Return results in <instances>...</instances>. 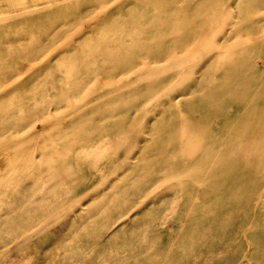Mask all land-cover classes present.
<instances>
[{
	"label": "rangeland",
	"instance_id": "rangeland-1",
	"mask_svg": "<svg viewBox=\"0 0 264 264\" xmlns=\"http://www.w3.org/2000/svg\"><path fill=\"white\" fill-rule=\"evenodd\" d=\"M58 1L18 0L0 9L7 18L0 20V264H264V44L250 49L264 39L263 0L161 2L163 35L148 44L161 57L153 66L185 62L162 75L155 93L184 82L176 88L184 96L177 117L164 107L150 128L143 116L156 108L155 97L134 95L135 85L119 88L124 73L77 67L117 40L114 52L131 54L120 65L140 71L146 50L128 52L127 39L142 45L145 0ZM47 5L46 15L35 12ZM233 5L239 12L231 25ZM116 14L133 15L140 32L113 27ZM229 28L217 45V33ZM183 30L190 36L178 47L173 39ZM244 58L262 64L232 66ZM64 67L68 81L84 87H54L65 80L57 74ZM213 101L220 106L209 110ZM112 102L107 108L116 111L100 115ZM252 110L261 121L240 126ZM254 120L261 127H249ZM69 121L74 133L58 134ZM66 136L73 144L64 149Z\"/></svg>",
	"mask_w": 264,
	"mask_h": 264
},
{
	"label": "bare ground",
	"instance_id": "bare-ground-1",
	"mask_svg": "<svg viewBox=\"0 0 264 264\" xmlns=\"http://www.w3.org/2000/svg\"><path fill=\"white\" fill-rule=\"evenodd\" d=\"M16 1H18V0H0V9H2V10H4V9H8L7 7H5V6H7V5H9L10 3H14V2H16ZM52 0H43V2H45V3H50ZM54 1H56V0H54ZM67 2V0H59L58 1V4H60V3H62V2ZM69 1V0H68ZM131 1V0H130ZM163 0H145V3H144V8H143V10H142V12L140 13V15H141V19L143 20V25H141L139 28V30L141 31H139L137 28H138V25L135 23L136 21H137V19H133V15L131 16V18H129L128 16H129V14H128V16H126V17H120L121 15H118V14H116V15H118L120 18H118L116 21H114L113 22V27H116V28H124V26H125V24H127L128 25V27L130 28H128L129 29V33L131 32V33H134L135 31H139L140 33H138V32H136V33H138V34H140L141 35V33L143 34V42H142V45H138V41H137V39L136 38H134V37H130L129 39H127L128 40V52H133V51H135V50H137V51H143V50H146V51H144V53H145V55L147 54L148 56H147V62H145V63H142V66H143V68H141V70L140 71H134V70H131V69H124L125 67L123 66H121L120 65V63H122V61L124 60V58H130V56H131V54L129 53V56L128 55H122V53H121V51H117V52H114V51H116L118 48H119V46L120 45H122V43H121V41H117V40H114L113 38V40L114 41H112V43L110 44V47H108V48H106V50H104V53H102V54H99L98 55V53H96L97 55H95V56H93L92 57V59L90 60V61H85L86 63H84V62H80V63H77V67L78 68H82L83 69V72H86V73H89V72H92L93 70H95L94 69V67H96L95 65L96 64H98L99 66H103L104 68H106V69H108V68H110L111 70V72H113L112 74H121V73H124L126 76H128V79H126V80H124V81H121V80H117V83L118 84H120L118 87L119 88H122V89H128V88H130V87H132V86H134L135 85V87L136 88H138L137 89V91H135V93H134V95H136V94H143V95H140V96H138V97H145V99H148V98H154L155 97V100H154V104L156 105V108L155 109H153L152 111H146V113H145V115L143 116L144 117V119L146 118V125H147V128H150L151 127V125H152V123H153V120H155V118L156 117H160V116H164V114H167V113H165L166 111H165V108L164 107H166V108H168V111L170 112V113H168L167 114V116H169V117H173V116H178V114L179 113H181L182 112V110H180L179 108H177L176 106L178 105V103H180V101H178V95L180 96L181 94H177V91H179V90H177L176 88L177 87H180L181 86V84H183V83H177V85H175L173 88H171V89H169V90H166V91H162V93L161 92H159V93H155V92H157L156 90L157 89H160V87L164 84V82H166V81H164L165 79L164 78H162V75H164V74H166V73H168V72H170V71H174L175 69H178L181 65H183L184 64V62H182V61H174V62H172V63H170L169 65H167L166 67H155V66H153V64H158V63H160V59H161V57H160V59L158 58L159 56H155V55H152V53L151 52H149V50L151 49L150 47H148V44H154V43H158V40L159 39H161V35H163V34H161L160 35V30L162 29H160V26H159V21H161V18L163 17V14H162V10H163V8H162V4H161V2H162ZM207 1V0H206ZM259 1H261V3H262V0H259ZM263 2H264V0H263ZM126 3H128V2H126ZM132 3H134V2H132ZM138 3V2H137ZM142 3H143V1H142ZM213 3V2H212ZM141 4V3H140ZM264 4V3H263ZM130 5H131V3H130ZM179 5H181V4H179ZM209 5H210V3H209ZM237 5H238V3H237ZM258 5H260V4H258ZM48 7H44V8H42L40 11H35V12H42V14H44V15H46L47 13H49V12H51L52 10H51V8L49 9V6H51V5H47ZM126 6V5H125ZM142 6V5H141ZM234 7V11H233V13H232V15H231V18H232V22H231V25H233V24H236L237 23V20H238V12H237V8H236V6L235 5H233ZM181 7V6H180ZM203 8V7H202ZM232 8V9H233ZM140 10V9H139ZM190 9H187V10H185V13H187L188 11H189ZM123 11V10H122ZM126 11V10H125ZM170 11V10H169ZM34 12V13H35ZM119 12V11H118ZM140 12V11H139ZM173 12V11H172ZM197 12V11H196ZM117 13V12H116ZM174 13V12H173ZM127 14V13H126ZM193 14V13H192ZM3 15H6V13L5 12H2V13H0V17L1 16H3ZM114 15H115V13H114ZM195 15V14H194ZM251 16V15H250ZM116 17V16H115ZM166 17V16H165ZM247 17H249V16H247ZM261 17H262V15H261ZM260 17V18H261ZM114 18V17H113ZM1 19H4V18H1ZM0 19V20H1ZM7 19V18H6ZM6 19H4V20H6ZM250 19H252V18H250ZM254 19V18H253ZM262 20H264L263 18H261ZM259 21V20H258ZM140 22H141V20H140ZM2 23V21H0V24ZM7 23H9V22H7ZM264 23V22H263ZM140 24H142V23H140ZM167 24V23H166ZM257 24H258V22H257ZM256 24V25H257ZM259 25V24H258ZM264 25V24H263ZM254 27V26H253ZM168 28H170V27H168ZM172 28V27H171ZM115 29V28H114ZM166 31V30H165ZM173 31V30H172ZM233 31V30H232ZM229 32H230V28L229 29H225V31L221 34V35H219L220 34V32H218L217 33V37L214 39V42H215V40H216V44L217 45H221L223 42H224V40H225V38L228 36V34H229ZM250 32V31H249ZM258 32V31H257ZM130 33V34H131ZM162 33V32H161ZM248 33V32H247ZM255 33H256V31H255ZM84 34H86V32H82L77 38H75V39H79L80 37H82ZM167 34V33H166ZM219 35V36H218ZM137 36V35H136ZM190 36V33H189V31L188 30H183V31H180V33H179V37L178 38H175V39H173V40H177L176 41V45L178 46V47H181V45L184 43V41H185V39L186 38H188ZM110 37V36H109ZM103 38V37H102ZM106 38V37H105ZM111 39V40H112ZM142 39V38H141ZM99 41H100V39H99ZM76 42V41H75ZM102 43V42H101ZM126 43V42H125ZM204 43V42H203ZM127 44V43H126ZM251 44H252V46L250 47V49H252V50H254V51H261V47H262V44H264V39H261V38H258V39H256V40H254V41H252L251 42ZM98 45H99V43H98ZM101 45H103V44H101ZM188 46V45H187ZM71 48H73V46H71L70 47V49ZM95 48V47H94ZM98 48H99V46H98ZM94 50V49H93ZM158 50V49H157ZM241 50H242V48H241ZM95 51V50H94ZM113 51V52H112ZM187 51V50H186ZM246 51V50H245ZM166 53V52H165ZM222 53V52H221ZM259 53V52H258ZM160 56H162V55H160ZM143 57H145V56H143ZM233 57V56H232ZM220 59V58H219ZM84 60V59H83ZM82 60V61H83ZM75 61V60H74ZM163 62V61H162ZM232 62V66L234 67H237V66H239V65H242V67L243 68H245V70H247V69H252V68H255V67H257V66H260V64H262V62L260 61V59L259 58H253V59H249V58H244V59H242V60H234V61H231ZM131 63L133 64V63H135L134 62V59H132L131 60ZM128 64H130V63H128ZM133 65H135V64H133ZM149 65H151V66H149ZM203 65L204 64H200L199 65V67H200V69L203 67ZM254 66V67H253ZM69 68L68 69H70V68H73V64H70L69 66H68ZM187 67V66H186ZM56 68V67H55ZM67 68H63V70H59V71H57L58 73V75L59 76H61V77H63L64 76V78H65V80H63L62 81V83L61 82H58L57 84H55L54 85V87H60V86H66L67 85V87H73L74 89H79L81 86H83V85H78V83L77 84H74V80L73 81H68L69 80V77H70V73H69V71L70 70H68ZM105 69V70H106ZM82 70L80 69V72H81ZM98 71V70H97ZM100 71V70H99ZM108 71V70H107ZM92 74V73H91ZM82 75V74H81ZM80 75V76H81ZM87 75V74H86ZM99 75H100V73H99ZM88 76V75H87ZM71 78H72V76H71ZM62 79V78H61ZM79 79V78H78ZM78 79H76V82H78L79 80ZM161 79V80H160ZM86 80V79H85ZM261 80V79H260ZM259 80V81H260ZM82 81V80H81ZM63 84H65V85H63ZM78 85V86H77ZM53 87V85L51 86V88H54ZM84 87V86H83ZM185 87V86H184ZM183 87V88H184ZM134 88V87H133ZM185 90V89H184ZM183 93V92H182ZM131 94V93H130ZM255 94H257V93H255ZM183 95V94H182ZM181 95V96H182ZM186 95V94H185ZM184 96V95H183ZM228 96H229V94H228ZM226 97V96H225ZM144 99V98H143ZM114 101H116L117 100V102L116 103H118V102H120V99L118 98V99H113ZM125 101V100H124ZM218 101V100H217ZM217 101H213V104L209 107V110H213V109H215L217 106L219 107L220 105H217V104H219V103H217ZM225 102V101H224ZM113 103V104H112ZM112 103H107V105L106 104H102V107L103 106H105V107H103L102 109H100V111L98 110V112H100L101 114L100 115H102V114H104V113H109V114H112V113H114V111H116V109L114 110V109H108L107 107L108 106H111L112 107V105L114 106V105H116L114 102H112ZM223 103V102H222ZM221 103V104H222ZM110 104V105H109ZM119 104V103H118ZM124 105H125V103H124ZM187 105H188V110H189V108H190V103H187ZM239 107H241L242 109H247V108H250V107H252V106H250L248 103H241L240 105H239ZM127 110V109H126ZM137 110H138V108H134V109H132V114H137ZM98 112H96V114H99ZM118 112V111H117ZM117 112H116V114H117ZM258 112H260V111H255V110H252V112H251V115L249 116V117H247V118H245L244 119V121L242 122V124L240 125V126H243V125H245L250 119H251V117H252V119L253 118H257V122L258 121H261V120H258L259 119V113ZM261 113V112H260ZM108 114V115H109ZM100 115H98L99 116V119H101V118H103L104 119V117H100ZM114 116V115H113ZM113 116H111V117H113ZM124 116V115H123ZM140 116V115H139ZM262 116V115H261ZM108 118H109V116H107ZM205 117V116H204ZM97 119H98V117H97ZM251 119V120H252ZM82 120H83V118H82ZM255 121V120H254ZM73 122V121H72ZM72 122L71 121H69V123H67L64 127H62V129H60L61 128V126H58L55 130H56V132H58V130H60L59 131V133L58 134H60L61 132H65V133H70V134H73L74 132L73 131H71L72 129H74L73 127V124H72ZM197 122V121H196ZM261 123H263V122H261ZM251 124V123H250ZM253 124H257L256 123V121H255V123H252V125H249V127H251V126H254ZM263 125V124H262ZM190 126V127H189ZM187 128H188V130L189 131H191V130H193V129H196L197 131H198V129H197V125H195V123H192V125H191V123H190V125H189ZM256 127V126H255ZM254 127V128H255ZM257 127H261V126H258V124H257ZM256 127V128H257ZM145 128V126L143 127V129ZM200 128V127H199ZM255 128V129H256ZM185 129V128H184ZM251 129H253V127L251 128ZM260 129V128H259ZM258 129V130H259ZM169 130H170V128H169ZM187 129H185V130H181V132L183 133V134H185V133H188L189 131H188ZM257 130V131H258ZM171 131V130H170ZM176 131H177V129H176ZM249 131H250V129H249ZM93 132V131H92ZM92 132H90V133H92ZM254 132H256V130H254ZM64 133V134H65ZM89 133V134H90ZM95 133V132H94ZM145 133V132H144ZM174 133H176V132H174ZM194 133V132H193ZM192 133V134H193ZM196 133V132H195ZM257 133H260V131H258V132H256V134ZM89 134H88V136H89ZM192 134H191V136H192ZM78 135V134H77ZM253 135H255V133L253 134ZM259 137V136H258ZM60 139V138H59ZM58 139V140H59ZM74 139V138H73ZM114 139V141L116 140V137L115 138H113ZM107 140V139H106ZM105 141V140H104ZM51 142H53V141H51ZM50 142V143H51ZM61 145L63 146V148L65 149V148H68V147H70V146H72V144H73V142L71 141V140H69L68 138H67V136L66 137H64V139L63 140H61ZM41 145V144H40ZM51 145V144H50ZM118 145H120V144H118ZM126 145V144H125ZM248 145V144H247ZM43 146V145H42ZM127 147H129V146H127ZM245 148H247V146L245 147ZM251 147L249 146V148L248 149H250ZM118 149V148H117ZM129 149V148H128ZM131 149V148H130ZM143 149V148H142ZM63 151V150H62ZM132 151V149L131 150H129L128 151V153H126L127 154V158L128 159H131L132 157H131V152ZM140 152V151H139ZM140 154V153H139ZM138 154V155H139ZM64 155V154H63ZM194 156H198V153H196V154H194V155H192V154H190L189 155V157L186 159V160H183V158H182V160H180L179 161V163H178V165H188V164H190V159L192 158V157H194ZM140 158V157H139ZM117 162V161H116ZM130 162H131V160H130ZM113 163H115L114 161H113ZM113 163H112V165H113ZM111 165V164H110ZM116 165V164H115ZM17 168V167H16ZM29 169V168H28ZM33 169H35L36 170V167H35V165H33ZM62 169V168H61ZM195 169H196V167H195ZM18 170V169H17ZM21 171V170H20ZM25 171L23 170V172H21V173H24ZM11 173V172H10ZM9 173V174H10ZM20 172H19V174H21ZM18 174V173H17ZM23 174H21V176H22ZM33 175V174H32ZM8 176V175H7ZM11 176V175H10ZM15 176L17 177V175L15 174ZM24 177V176H23ZM5 178V177H4ZM10 178V177H9ZM9 178H8V180H9ZM18 178V177H17ZM19 179V178H18ZM32 178L30 177V176H28V177H25V179H24V181L25 182H30V180H31ZM36 179V178H35ZM2 180H3V178H2ZM1 180V181H2ZM0 181V182H1ZM11 181V180H10ZM11 182H13V181H11ZM14 183V182H13ZM16 183H18V182H16ZM8 184V183H7ZM13 186H15V185H13ZM11 187V186H10ZM36 187V186H35ZM7 189V188H6ZM15 190V189H14ZM4 192H6L5 190L2 192L1 191V193H2V195H3V193ZM26 193V192H25ZM5 194V193H4ZM18 194V193H17ZM49 195V193H45V190L42 192V197H44V198H47L48 199V196ZM0 196H1V194H0ZM41 197V198H42ZM41 200V199H40ZM13 204V203H12ZM28 204H29V202H28ZM34 202L32 201V202H30V204L28 205V208H30V207H32V206H34ZM192 206V205H191ZM11 207V206H10ZM16 207V206H15ZM9 209V208H8ZM35 211V210H34ZM22 220V219H21Z\"/></svg>",
	"mask_w": 264,
	"mask_h": 264
}]
</instances>
